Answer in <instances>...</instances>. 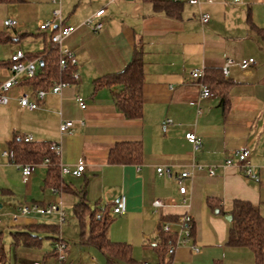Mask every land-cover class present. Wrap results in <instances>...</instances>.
Instances as JSON below:
<instances>
[{"label": "crops", "instance_id": "crops-1", "mask_svg": "<svg viewBox=\"0 0 264 264\" xmlns=\"http://www.w3.org/2000/svg\"><path fill=\"white\" fill-rule=\"evenodd\" d=\"M35 1V7L28 6V0L13 5L0 2V11L4 10L7 17L16 16L25 23L23 27L34 17L51 19L56 7L52 1ZM202 1L201 6L185 3L175 17L157 11L150 0H62L64 23L79 26L63 42L62 48L77 57L80 79L60 95H47L40 102V108L31 111L18 102L22 94H33L32 86L23 75L19 77L20 84L5 93L7 103H0L3 158L7 157L2 155V150L5 146L9 149L8 142L14 136L19 139L32 136L37 143H59L61 166L74 169L80 161L86 165L80 178L62 176L77 193L86 195L91 208L112 210L119 198L125 196L126 212L115 216L108 235L112 242L131 245L133 259L138 264L159 261L155 246L161 241L158 235L161 217L174 222L187 211L178 205L177 182L157 174L160 166L170 167L174 173L192 172L185 184L190 199L188 213L194 222L193 241L199 252H193L188 246L179 247L173 256L167 257L170 264H257L249 248L227 245L230 223L220 210L229 212L235 200H244L258 205L264 216V0H244L241 5L233 4L232 0H215L212 4ZM100 9H105L100 32L82 25ZM202 12L211 16L205 26L200 22ZM47 32L44 43L36 45L31 53L45 50V41L50 37V31ZM0 33L14 37L12 41L0 43L9 48L0 52L2 85L10 77L6 63L12 55L19 50L27 53L18 44L29 34L5 30ZM135 50L142 52L145 63L143 115L131 119L117 106V87L103 86L95 90L94 81L121 73L132 61ZM2 55L8 59L4 60ZM228 58L237 61L254 58L256 65L248 70L230 69L226 77L230 82L226 106L221 104L218 94L201 99V86L191 77L192 71L205 69V83L207 71L222 70ZM38 65L40 68L39 62ZM77 96L86 102L85 110L76 101ZM63 120L75 122L73 134L61 133ZM190 131L201 137L202 148L198 152L185 138ZM120 143H139L143 152L141 162L111 164L110 151ZM241 149L250 151V163L259 182L246 178L238 168L235 153ZM229 157L233 165L225 167ZM43 159L36 164L39 167L26 184L36 178L44 184L48 167L41 164ZM198 165L203 169L199 170ZM212 166L216 167L214 176L209 174ZM20 175L25 183L21 172ZM46 189L40 193L39 204L61 203L66 215L67 211H74L79 202L77 195ZM209 198L218 203L219 209L213 210L208 205ZM155 200L169 206L156 213L152 206ZM39 217L33 215L17 222L11 218L8 235L9 228L20 225L58 222L57 216L53 223L43 222ZM0 232L4 233L3 228ZM60 235L59 239H66ZM8 238L11 243L5 246L4 264H57L56 243L50 236H43L38 247L15 246L11 236ZM78 241L93 254H89L88 261H76L75 256L70 258V243L65 240L69 244L65 264H91L92 258L98 264H107L98 258L97 250L81 243L80 232Z\"/></svg>", "mask_w": 264, "mask_h": 264}, {"label": "trees", "instance_id": "trees-1", "mask_svg": "<svg viewBox=\"0 0 264 264\" xmlns=\"http://www.w3.org/2000/svg\"><path fill=\"white\" fill-rule=\"evenodd\" d=\"M23 0H0V2L15 4ZM157 11H165L168 15L178 17L185 3L172 2L170 0H150ZM13 35L0 33V43L12 41ZM25 60L38 61L40 68L34 78H26V82L32 86L33 93L37 90H48L52 83L62 78L64 81L73 83L71 76L74 67L62 72L60 70V50L55 47L50 37L46 39V47L42 52H27ZM11 60L6 63L9 70ZM144 60L142 52L135 50L134 57L128 66L119 74L98 78L94 81L95 90L103 86H115V100L119 110L128 118H141L143 115V83L145 77ZM205 83L212 93L221 97V104L228 103L227 92L230 82L224 76L222 70L207 71ZM1 86V85H0ZM9 151L14 153V161L18 164H38L41 158H49L48 172L44 182L45 188L56 189L58 193H72L79 197V202L74 207V214L79 223L81 243L94 248L105 259L107 264L127 263L138 264L134 261L131 245L126 243H115L109 238V229L115 221V215L109 207L102 212L101 218L98 214L101 207L91 208L88 205L86 195L77 193L72 184L67 183L62 176L60 156L51 150L52 143L25 142L23 138L14 136L8 142ZM142 146L137 143H120L110 151L109 162L111 164H138L142 159ZM2 190L0 193H4ZM208 205L213 209H219L218 203L207 199ZM36 203V202H34ZM224 216L231 215L232 221L229 228L227 245L231 247L249 248L255 257L257 264H264V216L258 205L249 201L235 200L229 212L220 210ZM168 217H161L158 235L160 243L155 246L159 256L160 264H170L167 257L173 256L169 250L175 245L176 237L162 231V222ZM194 231V229H193ZM9 234L13 239V245H25L38 247L41 245L43 236H50L54 243L59 241L60 226L57 224H25L16 228H9ZM3 232H0V264L7 259ZM55 251V250H54ZM55 255V252H54ZM141 264V263H140Z\"/></svg>", "mask_w": 264, "mask_h": 264}, {"label": "built area", "instance_id": "built-area-1", "mask_svg": "<svg viewBox=\"0 0 264 264\" xmlns=\"http://www.w3.org/2000/svg\"><path fill=\"white\" fill-rule=\"evenodd\" d=\"M52 3L56 6L53 10L52 17L50 20L45 21L40 25L41 31H50V41L60 50V70L62 72L68 70L71 67H74L75 70L72 73V80L78 81L80 79V72L78 69V59L75 54L68 50L63 49V42L69 38L79 26L75 25H66L64 23L62 15V0H51ZM177 3H190L192 5L201 6L202 0H170ZM215 0H206L208 4L214 3ZM244 0H232L233 4L241 5ZM105 14V9H100L94 13L91 17L86 19L82 25L90 27L94 32H100L103 29L102 17ZM210 14L202 12L200 14V22L202 25H207L210 22ZM4 26L7 28H14L17 26V21L13 19H7L4 21ZM11 67L9 69L10 77L0 86V103L6 104L8 98L5 96V93L12 89L14 86L20 84V76H25L27 78H34L39 71L38 61H27L25 60V53L22 51H17L11 57ZM256 65V60L254 58L242 59L237 61L232 58H228L223 67L222 72L225 77H228L230 74V69L232 67H238L241 70H248ZM205 69H195L191 73V77L198 81L201 86V99H210L213 97V93L210 88L204 83ZM71 83L64 81L62 78L57 79L51 85L48 90L40 89L33 94L24 93L19 98L18 102L21 107L28 110H37L40 108V102L44 101L49 94L60 95L62 91L69 87ZM80 108L85 110L87 104L84 99L80 96L76 97ZM201 113V110L198 111ZM75 128V122L71 120H63L60 124V131L62 134H73ZM186 140L192 145L193 150L198 152L202 148L201 137L194 131H190L185 135ZM25 142H33L34 139L32 136H26L23 138ZM51 150L57 156H61V146L59 143H52ZM2 155L7 157L12 163H15L18 169L22 173L23 181L27 183L29 178L33 174L36 164H18L14 161V153L11 151H3ZM235 156L238 158L239 164L238 168L241 169L243 175L251 180L259 182V177L255 172L254 166L250 163V151L248 149H241L235 153ZM50 163L49 158H44L41 164L48 165ZM233 165V160L231 157L227 158L225 161V167ZM86 165L83 161H80L76 168L71 169L67 166H61L62 175H69L74 178L82 177L85 171ZM199 170L203 169V166L198 165ZM157 174L164 176L168 179H173L177 182L179 187L180 199L179 206L184 207L187 211L184 214H181L177 217L174 222L164 221L162 222V231L167 234H175L176 242L175 245L169 250L170 254H174L176 249L179 247L188 246L193 252H199V247L193 241V229L194 222L191 215L188 213L190 208V199L188 197V190L185 184V181L192 177L191 171H184L182 173H174L170 167L160 166L156 169ZM216 173V167H209V174L214 176ZM57 192L56 189H54ZM175 205V204H173ZM156 213H159L169 204L165 203L162 200H155L152 204ZM106 207H101L98 218H101L102 212H104ZM112 212L115 216H121L126 212V198L121 196L117 203L113 206ZM57 215L58 222L63 224L66 222L67 215L61 203H51L48 205H41L39 203H31L27 205L20 206L16 213L12 215V221L17 222L20 218L31 217L33 215L46 216V215ZM2 221L0 220V225ZM174 226L177 227V230L174 231ZM67 249L68 244L64 240L59 239L55 244L54 252L57 264H65L67 262ZM42 264V263H37ZM91 264H98L95 258L91 259ZM142 264H160L159 261H144Z\"/></svg>", "mask_w": 264, "mask_h": 264}, {"label": "rangeland", "instance_id": "rangeland-1", "mask_svg": "<svg viewBox=\"0 0 264 264\" xmlns=\"http://www.w3.org/2000/svg\"><path fill=\"white\" fill-rule=\"evenodd\" d=\"M36 4L37 2L35 0H28L27 5L30 7H35ZM5 14L6 12L4 10L0 11V31L5 30L7 32H12V33L16 31L18 33L19 32L22 33L23 35L25 32H28L29 34L27 36L22 37V40H20L18 44V48L26 50V52H32V50H35L36 45L40 46L44 43L43 38L45 36L48 37V34H47L48 32L41 31L39 28L40 23L41 22L44 23L48 19L34 17L29 23L28 22L26 23V27H23L25 25L23 21H20V19H18L16 16L15 18L11 17V14L9 15V17H7V15ZM4 18L13 19L17 21V26L14 28L5 27L3 25ZM21 25L23 28L21 27ZM44 33L46 35H44ZM7 49L9 48L0 46V52L7 51ZM4 56L5 55H2V57L5 58L4 60H7L8 57L6 58ZM4 150L8 151L6 146L3 148L2 151ZM37 167H39V165H37L35 168ZM20 172L21 171L18 169L15 163L10 162L9 159L3 158L0 155V191L2 190L5 191L4 193H0V206H1L0 220L2 221L0 225V231L3 228L4 230L3 242L5 243V245H9V246H10L11 241L8 238L10 236L8 235L7 226L10 224L12 215L16 212L19 203H24L22 205L31 204L34 202L41 203L42 196L40 195V193H42V191L47 190L43 182L37 178L36 180H31V183L29 184L23 183L21 181ZM56 216L57 215L52 214V215L40 216L39 218H41L42 220H45L43 222L53 223V220L54 218H56ZM56 224L60 226V234H62L64 236L63 238L64 239L66 238L65 240L68 243H70V250H71L70 258L75 256L76 261H88L89 254L91 255L93 253L91 252V250L88 251L86 249H83L84 247L82 248L81 244L78 241L79 232H80L79 223L75 217L74 211L72 209L70 211H67V219L65 223L60 224L59 222H57ZM44 241L46 243H49L47 240H44ZM73 249H74V252H73ZM68 253L69 252L67 249V258L69 257ZM97 255H98V258L105 263V259L103 258V256L100 254H97Z\"/></svg>", "mask_w": 264, "mask_h": 264}, {"label": "water", "instance_id": "water-1", "mask_svg": "<svg viewBox=\"0 0 264 264\" xmlns=\"http://www.w3.org/2000/svg\"><path fill=\"white\" fill-rule=\"evenodd\" d=\"M225 219H226L228 222H231V221H232V216H231V215H226V216H225Z\"/></svg>", "mask_w": 264, "mask_h": 264}]
</instances>
